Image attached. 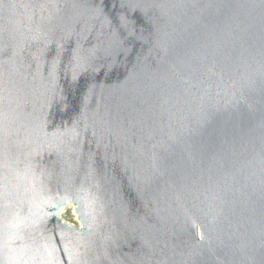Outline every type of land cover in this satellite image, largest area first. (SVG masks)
<instances>
[{
	"label": "water",
	"instance_id": "1",
	"mask_svg": "<svg viewBox=\"0 0 264 264\" xmlns=\"http://www.w3.org/2000/svg\"><path fill=\"white\" fill-rule=\"evenodd\" d=\"M0 264H264V0H0Z\"/></svg>",
	"mask_w": 264,
	"mask_h": 264
},
{
	"label": "rangeland",
	"instance_id": "2",
	"mask_svg": "<svg viewBox=\"0 0 264 264\" xmlns=\"http://www.w3.org/2000/svg\"><path fill=\"white\" fill-rule=\"evenodd\" d=\"M62 217L67 222H70V223H72L78 227L82 226L80 217H79V215L76 211V207H74V205L69 206L65 211H63Z\"/></svg>",
	"mask_w": 264,
	"mask_h": 264
},
{
	"label": "bare ground",
	"instance_id": "3",
	"mask_svg": "<svg viewBox=\"0 0 264 264\" xmlns=\"http://www.w3.org/2000/svg\"><path fill=\"white\" fill-rule=\"evenodd\" d=\"M72 205H74V207H76V204L75 203H71V204H68L67 206H66V208L64 209V211L69 207V206H72ZM63 213V212H62Z\"/></svg>",
	"mask_w": 264,
	"mask_h": 264
}]
</instances>
